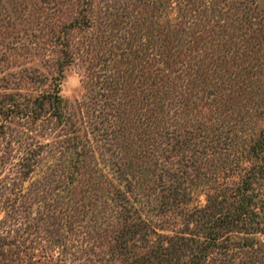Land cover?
<instances>
[{
	"label": "trees",
	"instance_id": "1",
	"mask_svg": "<svg viewBox=\"0 0 264 264\" xmlns=\"http://www.w3.org/2000/svg\"><path fill=\"white\" fill-rule=\"evenodd\" d=\"M139 2L140 34L113 51L88 56L64 40L57 71H85L79 98L64 99L59 81L1 93L0 138L24 176L57 188L38 218L56 225L59 254L73 253L65 232L77 231L119 264H204L229 234L264 232V2ZM204 178V202L189 204ZM3 203L0 264L21 252L36 264L17 206Z\"/></svg>",
	"mask_w": 264,
	"mask_h": 264
},
{
	"label": "rangeland",
	"instance_id": "2",
	"mask_svg": "<svg viewBox=\"0 0 264 264\" xmlns=\"http://www.w3.org/2000/svg\"><path fill=\"white\" fill-rule=\"evenodd\" d=\"M256 1L258 4L264 2ZM139 9V0H0V94L52 90L59 81L62 95V83L75 70L69 64L64 66L61 75L58 74L56 63L64 40L71 50H82L88 56L109 53L114 50V43L140 34V25L136 23ZM72 15H76V24L61 27L60 22ZM81 92L82 87L73 89L70 97L62 96L72 102ZM12 125L16 126V123ZM6 137L0 138V201L17 206L22 220L20 225L25 228V244L30 245V260L34 258L36 264H60L62 259L59 257L63 255L66 264H119L116 254L111 260L103 254L105 243L97 245L77 231L65 232L68 242L65 250L73 253H58L60 245L54 243L56 225L38 218V215L45 214L44 204L51 202L57 188L47 189L45 185L49 184L44 183L40 171L39 174L32 172L31 177L24 176L17 165L11 164L16 159L17 150L13 147V140L9 143ZM227 160L218 159L216 165L223 166ZM209 181V178L201 179L193 184L189 204L204 202L206 182ZM19 187L22 193L14 194ZM4 205L7 204L0 207V217L5 214ZM0 227L6 228L5 222ZM234 234H229L217 252L207 248L203 263L251 264L249 261H252L264 264V232L236 231ZM242 236L249 239L252 249L245 248ZM233 240L239 243L235 245ZM20 255L24 257L20 264H28V257L22 252ZM257 258L262 261L260 259L257 263Z\"/></svg>",
	"mask_w": 264,
	"mask_h": 264
},
{
	"label": "clouds",
	"instance_id": "3",
	"mask_svg": "<svg viewBox=\"0 0 264 264\" xmlns=\"http://www.w3.org/2000/svg\"><path fill=\"white\" fill-rule=\"evenodd\" d=\"M86 79L84 70H73L72 74L62 83V95L70 97L72 90L82 87V81Z\"/></svg>",
	"mask_w": 264,
	"mask_h": 264
}]
</instances>
